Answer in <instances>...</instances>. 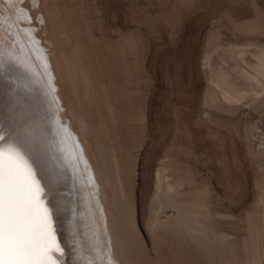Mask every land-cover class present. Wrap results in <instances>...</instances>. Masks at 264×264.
<instances>
[{
  "label": "rangeland",
  "instance_id": "1",
  "mask_svg": "<svg viewBox=\"0 0 264 264\" xmlns=\"http://www.w3.org/2000/svg\"><path fill=\"white\" fill-rule=\"evenodd\" d=\"M21 3L123 177L139 263L264 264V0ZM1 79V100L37 111Z\"/></svg>",
  "mask_w": 264,
  "mask_h": 264
},
{
  "label": "bare ground",
  "instance_id": "2",
  "mask_svg": "<svg viewBox=\"0 0 264 264\" xmlns=\"http://www.w3.org/2000/svg\"><path fill=\"white\" fill-rule=\"evenodd\" d=\"M29 1L35 9L36 0ZM21 2L0 0V19L4 25L0 29V74L14 76L13 96L42 100L36 112L26 108L24 114L12 97L6 100L0 97V125L14 126L25 137L27 146L40 153L41 169L48 185L42 199L46 205L51 200L57 210L54 227L57 243L63 249V254L54 252V258L58 264H141L138 255L144 252L143 244H138L137 252L123 177L117 164L113 166L116 174L112 173L115 170L106 160L96 135L94 146L90 143V127L79 117L74 101L62 96L58 70L65 61L52 54L48 36L46 43L40 44L35 26L30 23L32 15ZM70 73L66 71V75ZM69 76L67 79L72 78ZM1 81L0 78V91L4 89ZM40 90L45 96L37 95ZM172 189L170 185L167 202L180 214L169 227L178 230L186 227L190 216L181 213L183 208L168 199Z\"/></svg>",
  "mask_w": 264,
  "mask_h": 264
},
{
  "label": "snow or ice",
  "instance_id": "3",
  "mask_svg": "<svg viewBox=\"0 0 264 264\" xmlns=\"http://www.w3.org/2000/svg\"><path fill=\"white\" fill-rule=\"evenodd\" d=\"M0 142V264H58L57 210L42 199L48 185L40 153L12 125H0Z\"/></svg>",
  "mask_w": 264,
  "mask_h": 264
}]
</instances>
